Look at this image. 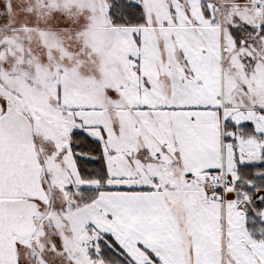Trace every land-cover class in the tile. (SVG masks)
<instances>
[{"label": "snow or ice", "instance_id": "obj_1", "mask_svg": "<svg viewBox=\"0 0 264 264\" xmlns=\"http://www.w3.org/2000/svg\"><path fill=\"white\" fill-rule=\"evenodd\" d=\"M0 264H264V0H0Z\"/></svg>", "mask_w": 264, "mask_h": 264}]
</instances>
